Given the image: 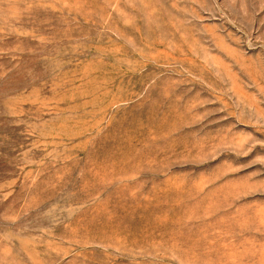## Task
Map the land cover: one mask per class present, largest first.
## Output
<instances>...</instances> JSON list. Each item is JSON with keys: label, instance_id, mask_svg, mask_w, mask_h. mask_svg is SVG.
Segmentation results:
<instances>
[{"label": "rangeland", "instance_id": "1", "mask_svg": "<svg viewBox=\"0 0 264 264\" xmlns=\"http://www.w3.org/2000/svg\"><path fill=\"white\" fill-rule=\"evenodd\" d=\"M0 264H264V0H0Z\"/></svg>", "mask_w": 264, "mask_h": 264}]
</instances>
